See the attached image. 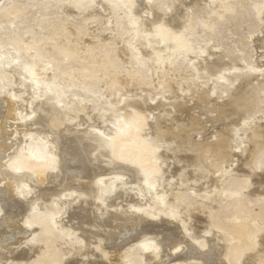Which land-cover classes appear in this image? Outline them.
Listing matches in <instances>:
<instances>
[{
  "label": "rangeland",
  "instance_id": "1",
  "mask_svg": "<svg viewBox=\"0 0 264 264\" xmlns=\"http://www.w3.org/2000/svg\"><path fill=\"white\" fill-rule=\"evenodd\" d=\"M1 125L0 235H28L0 240V264H144L146 234L148 264H264V0H0ZM135 136L156 174L95 149ZM131 171L143 200L91 205Z\"/></svg>",
  "mask_w": 264,
  "mask_h": 264
},
{
  "label": "bare ground",
  "instance_id": "2",
  "mask_svg": "<svg viewBox=\"0 0 264 264\" xmlns=\"http://www.w3.org/2000/svg\"><path fill=\"white\" fill-rule=\"evenodd\" d=\"M174 37V36H173ZM175 38V37H174ZM173 45L175 46V47H177L178 45H179V41L177 40L176 41V38L173 40ZM181 44V43H180ZM178 48V47H177ZM176 48V49H177ZM244 98V97H243ZM238 99V98H237ZM35 104L36 103H31L30 104V106H29V110H33V108L35 107ZM140 107V106H139ZM221 111V110H220ZM42 114V113H41ZM41 114H39L40 116H42ZM219 117V116H218ZM4 124V123H3ZM0 127H2V125L0 126ZM6 127V126H5ZM5 127H2V128H0V138H4V131H6L5 129ZM5 128V129H4ZM164 129V128H163ZM12 133V132H11ZM164 133H166V132H164ZM7 134H8V132H7ZM138 135V134H137ZM52 136V135H51ZM49 137V136H48ZM63 137V136H62ZM88 137V136H87ZM138 137H140V136H138ZM137 136H135V137H133V138H131L129 141H127V142H124V140L121 142V143H110V142H108V141H106V140H101V141H95V143H96V145H95V149H96V151L97 152H108L111 156H113V158H114V160L115 159H117L119 162H121L122 164L123 163H125V162H127V161H129L130 162V164H129V166H127L129 169H136L137 171H138V169H140V167L141 166H145V165H147V166H149L150 167V170L153 172V173H157L159 170H160V167H159V164H158V161H159V159H155L154 161H153V163H147L148 162V155L152 152V151H154V144L153 143H147V142H144L143 140H141L140 138H138ZM158 137V136H157ZM129 139V138H128ZM164 139H165V137H164ZM5 140H7V139H5ZM4 140V141H5ZM49 140V139H48ZM167 140V139H166ZM83 141H84V139H83ZM90 141V140H89ZM92 141V140H91ZM82 142V141H81ZM5 143V142H4ZM50 143H51V146H53L54 147V141H53V138H51V140H50ZM49 143V144H50ZM77 143V142H76ZM83 143V142H82ZM81 143V144H82ZM91 143V142H90ZM65 144V143H64ZM5 145V144H4ZM9 145V144H8ZM8 145H6V146H3L2 147V149H0V164H1V162H2V160L4 159V157H5V154L7 153V151L9 150V146ZM63 145V144H62ZM89 145V144H88ZM90 145H92V144H90ZM75 146V145H74ZM81 146V145H80ZM83 147V146H82ZM55 148V147H54ZM89 149H90V147H88ZM79 149V148H78ZM87 149V148H86ZM125 149L126 150H128L129 151V154H131L132 156H133V158L132 159H129V160H127V158L129 157V156H126L127 155V153H125ZM77 150V149H76ZM93 150H94V148H93ZM114 150H115V152H114ZM87 151V150H86ZM90 151V150H89ZM88 151V152H89ZM72 152V151H71ZM75 152V151H74ZM86 153L85 152V149L84 150H78V152H76V153H74V158H75V160H79V161H84V153ZM68 155V154H67ZM86 155V154H85ZM97 155V154H96ZM101 155V154H100ZM159 155V154H158ZM17 156H19V150L17 151V153H16V158H17ZM106 156V155H105ZM110 156V157H111ZM125 156H126V158H125ZM71 157V156H70ZM69 157V158H70ZM73 157V156H72ZM104 157V156H103ZM16 158L15 157H13L12 159H15L16 160ZM112 158V159H113ZM72 159V158H71ZM18 161V170H21V169H24L26 166H27V162L25 161V160H23V158H21L20 156H19V160H17ZM193 161V160H192ZM113 162V161H112ZM116 162V161H115ZM118 162V163H119ZM121 163H119L120 165H121ZM188 164V163H187ZM191 164V163H190ZM197 164V163H196ZM2 165V164H1ZM0 165V166H1ZM119 165V166H120ZM192 165V164H191ZM52 166H54V164L53 163H51L50 164V167H52ZM63 166V165H62ZM123 166V165H122ZM187 166V165H186ZM190 166V165H189ZM189 166H187V167H189ZM197 166V165H196ZM184 168V167H183ZM192 168V167H191ZM128 169V170H129ZM192 170H193V168H192ZM195 170V169H194ZM165 171V170H164ZM197 171V170H196ZM128 172V171H127ZM133 171H131L130 173H125V175L123 176L124 177V179H123V181H122V183L123 184H121V185H118V186H116L114 189H113V192L108 196V197H106V198H104V197H102V196H100V197H98V198H95L94 196V198H93V204H91V205H93V207L96 209V210H98V211H101V213H102V211H104L105 210V208L107 209V207H108V205L110 204V206L112 205V203H109V201H111L112 199H114L116 196H118L120 193H121V191H125V192H127V193H129L130 195L131 194H133V195H135L136 197H137V199H139V201L140 200H143V197H142V195L141 194H143V193H147V191H144V189H143V186L141 185V187H142V190L138 187V184H139V182H137V177H134L135 175H133V173H132ZM193 172V171H192ZM191 172V173H192ZM132 173V174H131ZM162 174V173H161ZM195 174V173H194ZM193 174V175H194ZM198 174V173H197ZM87 175V174H86ZM193 175H191L192 177H193ZM165 176V175H164ZM54 177V176H53ZM190 177V176H189ZM260 177V176H259ZM163 178V177H162ZM30 179H32L31 177H24L22 180H21V182H18L17 184H16V197H18L19 199L21 198L22 199V197L24 198V199H26V198H29L30 197V194H31V192H32V190H33V188H32V186L31 185H29V180ZM169 182H171V181H169ZM168 182V183H169ZM14 184V183H13ZM12 184V185H13ZM171 185H172V182H171ZM92 186V185H91ZM7 187V186H6ZM22 187H24V188H26V192H25V196H21L22 194H21V192H20V190H21V188ZM150 187L151 188H157L158 187V185L157 184H153V185H150ZM9 190H7L8 191V193L6 194L8 197H11V195L12 196H14L13 194H10L9 193V191L11 190V188H10V186L9 187H7ZM2 193H4V192H1V194ZM86 193V192H85ZM0 194V195H1ZM34 194V193H33ZM82 194V193H81ZM93 193H90V195H92ZM4 195V194H3ZM1 197V196H0ZM6 197V196H5ZM150 198V197H149ZM28 200V199H27ZM81 200V199H80ZM7 201V200H6ZM22 201V200H21ZM26 201V200H25ZM150 202H151V204L152 203H154V201L150 198ZM130 203V202H129ZM22 204V203H21ZM35 204H36V202H32L31 204H30V206H28V209H33L34 207H35ZM46 206L48 205V203H44ZM2 205V204H1ZM11 205H12V203H11ZM16 205V204H15ZM106 205V206H105ZM128 205V204H127ZM142 205L143 204H141V202L140 203H138V201L137 202H133L132 204H130L129 206H128V208L130 209V212H131V210H132V212L133 213H137V211H139V210H143L144 212H145V214H147V218L149 217V218H158L157 216H156V213H155V211L156 210H159L158 208H156V206H152V207H142ZM26 206V205H25ZM64 206H65V202H61V203H59V205H58V207H57V211H61V210H63V208H64ZM84 206V205H83ZM11 207V206H10ZM14 207V206H13ZM1 208V207H0ZM7 209V208H6ZM11 209V208H10ZM9 209V210H10ZM82 209V208H81ZM128 209V210H129ZM5 210V209H4ZM83 211V210H82ZM12 211H10V213H11ZM125 213V212H124ZM12 214V213H11ZM70 214V213H69ZM133 215V214H132ZM8 216V215H7ZM130 216V215H129ZM82 218V217H81ZM99 218V217H98ZM117 218V217H116ZM21 219V218H20ZM23 219V218H22ZM21 219V220H22ZM141 219V218H140ZM162 219H164V217L162 218V217H160V220H162ZM16 220V219H15ZM2 222H3V220H1ZM7 221V220H6ZM12 221H14V220H12ZM17 221V220H16ZM128 221V220H127ZM86 222V221H85ZM5 223V222H4ZM7 223V222H6ZM9 223H11L10 222V220H9ZM8 223V224H9ZM15 223V222H14ZM14 223H12V225L11 224H9V227H12V228H15L14 227ZM16 223H18V222H16ZM26 223V220L24 219L23 220V224L24 225H26L25 224ZM57 223H58V225H60L61 227H63V225H62V222L61 221H57ZM89 223H90V221H89ZM19 224V223H18ZM177 224V223H176ZM1 225V224H0ZM5 225V224H4ZM157 225V224H156ZM18 226V225H17ZM20 226V225H19ZM139 226V225H138ZM1 227V226H0ZM125 227V226H124ZM135 227V226H134ZM134 227H133V230H134ZM136 228V227H135ZM10 229V228H9ZM9 229H8V226H7V228H5L4 227V229H3V231H2V233H3V235H0V240L2 239V238H4L5 236L7 237V239L6 240H8L9 239V242L11 241V242H14L15 243V241H16V244L17 243H19L18 242V240H20L21 239V241H23L22 239H24L28 234H26V235H24L25 233H27V232H21V228H16L17 230H15V231H12L11 229H10V231H9ZM78 229H80V228H78ZM119 229V228H118ZM138 229V228H137ZM120 230V229H119ZM118 230V231H119ZM131 230V229H130ZM174 230V229H173ZM18 231V232H17ZM20 231V232H19ZM76 231V230H75ZM137 231V230H136ZM122 232V231H121ZM133 232V231H132ZM135 232V231H134ZM174 232V231H173ZM78 233H81L80 231L78 232ZM127 233V232H126ZM121 234V233H120ZM135 234H136V232H135ZM68 235H70V233L68 232ZM128 234H126V236H127ZM129 235H131V234H129ZM146 235H149V234H146ZM145 235V236H146ZM91 236V235H90ZM113 236V235H112ZM143 237V239L144 240H147V241H149L150 242V244H151V247H150V254L146 257V259H145V263L144 264H148V263H151L152 261H154L155 259H158L159 257H160V254H162V253H160L162 250H160V248H161V244H159L158 242H157V240H155V236L153 237V236H146V237ZM18 237V238H17ZM76 240H77V242L79 243L78 245L79 246H81V247H83L82 246V244L84 243L79 237H78V235L76 234ZM116 237V236H115ZM128 237V236H127ZM111 238V237H110ZM3 240V239H2ZM141 240V239H140ZM192 242H195L194 241V239L192 240ZM191 242V243H192ZM186 243V242H185ZM190 243V242H189ZM215 243H216V241H215ZM215 243L214 244H212V247L211 246H207L208 247V249L207 250H214V247H217L216 245H215ZM179 244V243H178ZM12 245V244H11ZM15 245V244H14ZM19 245H20V243H19ZM173 245V244H172ZM182 245V244H181ZM186 245V244H185ZM8 246V245H7ZM10 246V245H9ZM191 246H192V244H191ZM172 247V246H171ZM190 247V246H189ZM211 247V248H210ZM180 248V247H179ZM178 246L177 245H173V247L171 248V253H175L178 249ZM187 248V247H186ZM213 248V249H212ZM181 249V248H180ZM179 249V250H180ZM206 249V248H205ZM191 250V249H190ZM215 250H216V248H215ZM214 250V251H215ZM166 251V250H165ZM165 251H164V253H165ZM168 251V250H167ZM192 252H193V249H192ZM207 252V251H206ZM168 253V252H167ZM189 253H190V251H189ZM194 253H196L195 251H194ZM1 255V257H2V254H0ZM163 255V254H162ZM199 255V256H198ZM212 255V254H211ZM170 256V255H169ZM176 256V255H175ZM195 256V255H194ZM197 256H198V258H201L202 256H201V254H197ZM205 256V255H204ZM168 257V256H167ZM171 257V256H170ZM185 257V256H184ZM190 257V256H189ZM214 257V256H213ZM172 258V257H171ZM186 258H187V256H186ZM192 258H193V256H192ZM195 258H197L196 256H195ZM197 258V259H198ZM207 258V257H206ZM205 258V259H206ZM210 258V257H209ZM209 258H207L206 259V263H208V262H210L209 261ZM167 260H168V258H166ZM166 259H162V260H164V261H166ZM180 259V258H179ZM183 259V258H182ZM202 259H204V257H202ZM214 259V258H213ZM212 259V260H213ZM199 260V259H198ZM216 260V259H215ZM160 261V260H159ZM204 262V261H203ZM212 262V261H211ZM116 263H119V262H116ZM115 263V264H116ZM122 263V262H121ZM158 263V262H157ZM156 263V264H157ZM165 263V262H164ZM114 264V263H113ZM209 264V263H208ZM211 264V263H210Z\"/></svg>",
  "mask_w": 264,
  "mask_h": 264
}]
</instances>
